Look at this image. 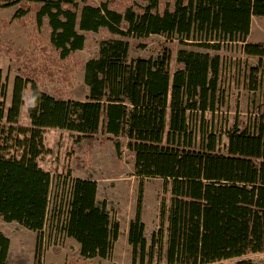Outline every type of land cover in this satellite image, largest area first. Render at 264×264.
Returning a JSON list of instances; mask_svg holds the SVG:
<instances>
[{
	"label": "trees",
	"instance_id": "16d2710c",
	"mask_svg": "<svg viewBox=\"0 0 264 264\" xmlns=\"http://www.w3.org/2000/svg\"><path fill=\"white\" fill-rule=\"evenodd\" d=\"M15 5L9 19L0 17V51L21 63L10 105L6 112L0 109V216L38 237L30 262L13 251L10 237L0 229V264H44L40 234L53 179L39 161L51 152L45 143L48 128L77 133L76 141L85 142L89 154L112 139L119 156L125 148L131 153L137 175L163 178L172 197L169 205L162 202L160 228L144 222L142 193L130 221L134 264H208L232 258H238L235 264H258L245 256L264 254V44L248 37L254 19L264 23V0H11L5 6ZM12 22L34 26L32 50L1 38ZM79 29L102 38L97 57L80 64L90 88L85 100L49 87L54 81L72 85L75 55L87 44ZM113 33L143 39L134 42L140 48L151 35L216 50L241 43L245 55L258 59L244 75L245 85L261 90L263 100L252 101L251 121L244 128L235 121L225 143L217 132L206 130L201 148L195 149L197 131L190 116L204 118L223 101L221 57L182 48L172 68L167 47L159 46L156 56L130 58L128 44L113 39ZM29 85L33 104L27 126L19 118ZM64 184L65 199L54 211L62 222L65 209L63 228L80 244L79 256L69 264L108 257L119 235L110 216L112 202L99 199L100 183L90 171Z\"/></svg>",
	"mask_w": 264,
	"mask_h": 264
},
{
	"label": "rangeland",
	"instance_id": "374dc122",
	"mask_svg": "<svg viewBox=\"0 0 264 264\" xmlns=\"http://www.w3.org/2000/svg\"><path fill=\"white\" fill-rule=\"evenodd\" d=\"M11 0H0V17L9 19L16 10L15 6H5ZM34 26L29 25L23 28L15 22L10 27L3 29L1 38L8 44L26 50H32L30 33ZM86 34L87 44L84 50L76 53L75 59L78 63L75 70L70 74L71 83L54 81L49 82L52 92L62 88L67 96L75 99L85 100L89 96V85L85 78V68L80 64L83 61L97 57L101 48V36L98 32H88L79 29ZM42 33H46L43 29ZM113 39L123 40L128 44L130 58L156 56L158 47L163 46L170 49L171 67L174 68L177 62L178 51L182 48L209 52L212 55H219L223 64L222 90L223 101L219 103L215 113H206L205 117L190 116L196 125V141L194 148H201V139L205 131H215L226 142V131L232 128L235 121L244 128L251 121V103L262 102L263 93L261 90L253 91L244 82V75L249 67L258 64V59L245 55L241 43H230L223 49H208L193 45H184L177 38L168 39L160 35H151L143 48L137 47L135 41L143 42V39L136 38L131 34H111ZM248 41L264 44V23L253 20L251 33ZM21 63L0 51V109L6 112L11 102L14 77L18 74ZM60 77V76H58ZM33 104L31 85L24 91V103L21 107L19 124H31L28 108ZM167 116V130L169 129ZM5 120L2 121L3 124ZM77 133L61 129L48 128L45 130V143L51 152L40 159V165L52 174L51 201L50 207L57 208L65 199L64 187L67 181L85 176L86 171L94 174L100 183L99 199H105L108 204L111 220L119 225V235L113 242V249L106 258L96 259L93 264H134L133 246L128 241V230L130 221L135 217L139 199L142 193V218L147 226L158 229L161 226L160 210L163 200L170 203L172 194L164 190V180L157 176H139L135 173L134 165L130 159L131 153L125 148L124 156L118 155L115 143L109 139L104 145L97 147L92 154L86 149L85 142L76 141ZM165 137V143H166ZM126 145V143H125ZM0 229L10 237L11 247L14 252L22 256H28L30 262L36 254L37 233L28 229L18 222H7L0 216ZM49 234L48 239L52 234ZM166 234V230H165ZM166 239V236H165ZM55 242V241H53ZM52 241L47 243L44 251H41V260L44 264H69V260L80 254V244L71 237H65L59 244ZM251 258L258 264H264V254L251 253L245 256ZM238 258L216 261L208 264H235ZM164 264V263H163Z\"/></svg>",
	"mask_w": 264,
	"mask_h": 264
},
{
	"label": "built area",
	"instance_id": "2783aa9c",
	"mask_svg": "<svg viewBox=\"0 0 264 264\" xmlns=\"http://www.w3.org/2000/svg\"><path fill=\"white\" fill-rule=\"evenodd\" d=\"M69 186V183L67 184ZM50 207V206H49ZM59 210L60 208H49L48 213L46 216V220L43 226V229L41 230V239H40V250L44 251V247H47V243L50 241H55L57 244L60 242L62 243L67 236L66 230L63 228V222L65 221V218L67 217V212L63 211L62 215L60 216V219L62 218V222H59L58 212L55 210ZM51 233V238L48 239L47 236ZM68 237V236H67ZM53 242V243H55Z\"/></svg>",
	"mask_w": 264,
	"mask_h": 264
},
{
	"label": "crops",
	"instance_id": "0c3cea01",
	"mask_svg": "<svg viewBox=\"0 0 264 264\" xmlns=\"http://www.w3.org/2000/svg\"><path fill=\"white\" fill-rule=\"evenodd\" d=\"M83 177V176H82Z\"/></svg>",
	"mask_w": 264,
	"mask_h": 264
}]
</instances>
